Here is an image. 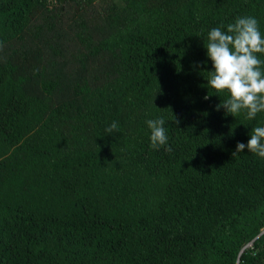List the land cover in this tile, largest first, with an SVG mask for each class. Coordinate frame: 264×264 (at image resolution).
<instances>
[{
  "label": "trees",
  "instance_id": "1",
  "mask_svg": "<svg viewBox=\"0 0 264 264\" xmlns=\"http://www.w3.org/2000/svg\"><path fill=\"white\" fill-rule=\"evenodd\" d=\"M57 3L0 0V264H264V112L217 110L204 46L264 0Z\"/></svg>",
  "mask_w": 264,
  "mask_h": 264
},
{
  "label": "clouds",
  "instance_id": "2",
  "mask_svg": "<svg viewBox=\"0 0 264 264\" xmlns=\"http://www.w3.org/2000/svg\"><path fill=\"white\" fill-rule=\"evenodd\" d=\"M221 27H214L207 33L204 46L210 58L213 70L208 71V88L218 93L227 90L229 98L216 106L225 109V114L237 116L241 111L246 113L248 120L256 118L264 112V60L257 54H264V35L259 29V22L255 17H237L234 23L227 25V31ZM208 99L206 95L204 97ZM150 129V147L158 150L161 147L171 152L168 143L165 119L161 116L146 121ZM178 123V121H177ZM118 129V123L113 121L105 129L112 133ZM247 144L237 142L236 151L249 152L264 158V126L251 129Z\"/></svg>",
  "mask_w": 264,
  "mask_h": 264
},
{
  "label": "rangeland",
  "instance_id": "3",
  "mask_svg": "<svg viewBox=\"0 0 264 264\" xmlns=\"http://www.w3.org/2000/svg\"><path fill=\"white\" fill-rule=\"evenodd\" d=\"M106 1H107V0H98V2L101 3V4H103V3L106 2ZM64 3H65V1L62 2V3H57V4H59L60 6H63V5H65ZM63 8H65V6H63Z\"/></svg>",
  "mask_w": 264,
  "mask_h": 264
},
{
  "label": "water",
  "instance_id": "4",
  "mask_svg": "<svg viewBox=\"0 0 264 264\" xmlns=\"http://www.w3.org/2000/svg\"><path fill=\"white\" fill-rule=\"evenodd\" d=\"M64 1H65V0H62V2H64ZM263 232H264V231H263ZM263 232H262V233H263Z\"/></svg>",
  "mask_w": 264,
  "mask_h": 264
}]
</instances>
